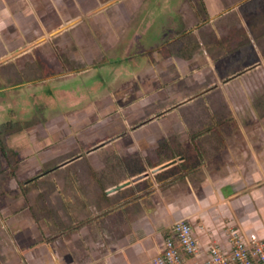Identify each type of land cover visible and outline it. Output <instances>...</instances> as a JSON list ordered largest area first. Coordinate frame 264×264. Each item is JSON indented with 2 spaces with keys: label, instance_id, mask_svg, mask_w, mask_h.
<instances>
[{
  "label": "crops",
  "instance_id": "0c3cea01",
  "mask_svg": "<svg viewBox=\"0 0 264 264\" xmlns=\"http://www.w3.org/2000/svg\"><path fill=\"white\" fill-rule=\"evenodd\" d=\"M166 2L155 0L149 17L139 11L141 7L135 14L122 15L121 9L105 6L90 18L89 0H0L2 122L13 119L10 114L20 108L41 104L58 111L82 110L69 122L76 132L89 125L94 98L115 91L130 97L152 93L154 82L166 77L174 60L153 55L154 42L165 41L164 30L158 27L169 8L164 7ZM121 8L125 12L126 7ZM164 24L171 28L173 18ZM117 46L118 56L108 57L109 49ZM141 52L144 55L139 56ZM176 58L182 60L178 67L186 60ZM108 97L101 99L103 105ZM152 107L155 102L146 100L140 110ZM124 125L130 126L127 121ZM232 125L217 117L144 119L105 145L122 146L107 151V156L118 159L108 171L92 164L90 158L99 150L89 151L93 174L89 189L103 198V229L100 244L89 237L86 264H153L179 221L190 225L202 257L210 245L228 247L232 232L244 239L264 238V118L246 124V129L233 130ZM179 146L181 154L167 151ZM21 233L19 250L1 248L5 257L11 255L8 264H77L68 250L42 256L31 227Z\"/></svg>",
  "mask_w": 264,
  "mask_h": 264
},
{
  "label": "rangeland",
  "instance_id": "374dc122",
  "mask_svg": "<svg viewBox=\"0 0 264 264\" xmlns=\"http://www.w3.org/2000/svg\"><path fill=\"white\" fill-rule=\"evenodd\" d=\"M105 6L121 9L122 15L135 14L141 7L139 11L149 17L156 3L89 0V17L100 14ZM121 6L126 7L125 12ZM166 6L162 18L172 17L174 26L165 28L161 19L163 26L158 28L164 30L170 46L165 41L154 42L153 55L174 60L166 77L154 82L152 93L130 97L115 91L112 96L94 98L89 125L76 132L69 122L75 114L82 115V110L58 111L31 104L12 112L13 119H0V264H8L6 259L11 257L1 254L2 246L19 250L18 237L29 227L37 236L36 247L42 256L68 250L77 264L88 263L89 237L100 244L103 229V198L89 189L93 175L89 174V151L99 150L90 158L97 169H112L118 159L107 156V151L116 152L122 146L116 142L105 145L134 124L153 116L163 120L217 117L238 130L264 118V0H167ZM129 26L131 29L132 24ZM100 36L103 38L101 31ZM120 47L110 50L111 46L106 55L117 57ZM176 57H186L182 65L186 71L178 67L182 60ZM104 97L111 101L106 99L103 105ZM144 99L155 102V107L140 110ZM197 128L190 126L191 130ZM167 151L181 154V147Z\"/></svg>",
  "mask_w": 264,
  "mask_h": 264
},
{
  "label": "built area",
  "instance_id": "2783aa9c",
  "mask_svg": "<svg viewBox=\"0 0 264 264\" xmlns=\"http://www.w3.org/2000/svg\"><path fill=\"white\" fill-rule=\"evenodd\" d=\"M228 244L210 245L202 257L190 225L179 221L173 225L153 264H264V238L244 239L232 232Z\"/></svg>",
  "mask_w": 264,
  "mask_h": 264
}]
</instances>
